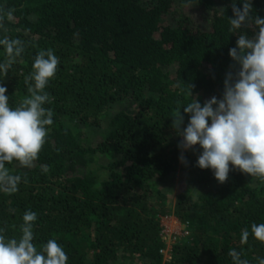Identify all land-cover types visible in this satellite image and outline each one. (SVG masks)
I'll return each mask as SVG.
<instances>
[{
	"label": "trees",
	"instance_id": "1",
	"mask_svg": "<svg viewBox=\"0 0 264 264\" xmlns=\"http://www.w3.org/2000/svg\"><path fill=\"white\" fill-rule=\"evenodd\" d=\"M252 2L253 15L264 18V0ZM232 4L0 0V11L14 9L0 38L25 42L0 76L10 106L28 95L24 77L39 50L51 48L60 60L46 88L54 123L39 159L30 169L7 165L28 182L14 194L0 191L6 236L19 238L32 210L37 248L56 239L68 264H233V248L249 264L264 259V243L251 234L240 242L243 228L264 223V182L233 167L221 184L212 169L198 167L203 149L182 150L172 126V112L191 102V91L202 105L220 99L226 75L237 70L229 54L240 34L229 31ZM181 114L186 128L190 114ZM170 216L189 234L176 238L165 261L161 220Z\"/></svg>",
	"mask_w": 264,
	"mask_h": 264
},
{
	"label": "clouds",
	"instance_id": "2",
	"mask_svg": "<svg viewBox=\"0 0 264 264\" xmlns=\"http://www.w3.org/2000/svg\"><path fill=\"white\" fill-rule=\"evenodd\" d=\"M232 11L229 31L240 34L229 54L237 70L226 75L223 97L213 96L202 105L192 97L191 91V102L172 112V126L183 137L179 145L182 150L196 145L203 149L198 167L212 169L221 184L227 182L233 167L264 182V18L253 15L252 0H242V7L233 0ZM5 19H14V9L0 11V30L7 33ZM249 29L254 30V35L247 34ZM0 46L5 52L0 76L5 78L25 52V42L5 35L0 38ZM59 64L53 49L39 50L32 72L24 77L28 95L15 108L9 104L8 89L0 83V191L6 194L18 192L22 180L28 182L26 176L14 174L7 165L16 162L21 168L34 167L47 143L54 113L45 105L54 98L46 88L56 78ZM181 109L190 114L186 128L182 127ZM180 159L187 163L183 154ZM41 171L47 173L48 166L41 165ZM22 220L19 238L6 236L5 229L0 228V264H68V255L56 239H49L37 248L36 212L25 211ZM250 234L264 243V223L253 222L250 231L243 228L241 244L248 243ZM229 256L233 264H249L241 258L242 252L234 248L229 250ZM259 264H264V259H259Z\"/></svg>",
	"mask_w": 264,
	"mask_h": 264
},
{
	"label": "rangeland",
	"instance_id": "3",
	"mask_svg": "<svg viewBox=\"0 0 264 264\" xmlns=\"http://www.w3.org/2000/svg\"><path fill=\"white\" fill-rule=\"evenodd\" d=\"M181 140H183L182 136ZM172 200H174V198ZM161 224L163 227L162 233L165 234L166 237L165 241L169 245V247H167L164 253L165 261H168L169 259H171L172 256V245L174 244V241L177 237L183 236V230L185 229V225L181 224L180 221L173 216L162 218Z\"/></svg>",
	"mask_w": 264,
	"mask_h": 264
},
{
	"label": "built area",
	"instance_id": "4",
	"mask_svg": "<svg viewBox=\"0 0 264 264\" xmlns=\"http://www.w3.org/2000/svg\"><path fill=\"white\" fill-rule=\"evenodd\" d=\"M163 232V231H162ZM163 234V233H162ZM189 234V232H188V230H186V229H184L183 230V235L184 236H186V235H188ZM163 240L165 241L166 240V237H165V234H163ZM166 242V241H165ZM175 242V241H174ZM167 247H169V245L166 243V248L162 251L163 253H165V250L167 249Z\"/></svg>",
	"mask_w": 264,
	"mask_h": 264
}]
</instances>
